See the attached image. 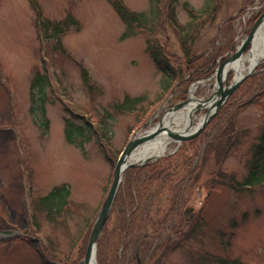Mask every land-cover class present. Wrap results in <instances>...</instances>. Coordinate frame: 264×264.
I'll list each match as a JSON object with an SVG mask.
<instances>
[{
  "label": "rangeland",
  "instance_id": "374dc122",
  "mask_svg": "<svg viewBox=\"0 0 264 264\" xmlns=\"http://www.w3.org/2000/svg\"><path fill=\"white\" fill-rule=\"evenodd\" d=\"M35 2L0 0V264H83L129 141L187 102L192 89L197 101L211 96L218 67L264 14V0H123L146 19L144 29L125 38L126 25L105 0ZM69 15L77 25L58 41L47 39L42 24ZM149 47L169 56L179 71L174 84L167 85ZM38 73L49 80L43 109L31 95ZM234 80L232 72L223 86ZM126 97L140 99L135 110H118ZM206 114L196 113V122ZM67 121L102 128L105 138L83 149L71 145ZM263 131L264 61L199 137L179 148L171 143L163 158L147 164L163 166L138 176L140 213L127 231L125 264H264V185L239 188ZM61 186L70 196L59 219H34L31 201ZM128 200L118 192L97 264H115L120 255Z\"/></svg>",
  "mask_w": 264,
  "mask_h": 264
},
{
  "label": "trees",
  "instance_id": "16d2710c",
  "mask_svg": "<svg viewBox=\"0 0 264 264\" xmlns=\"http://www.w3.org/2000/svg\"><path fill=\"white\" fill-rule=\"evenodd\" d=\"M31 3L36 7L35 0H30ZM107 1L112 8L115 10L121 21L126 25L127 32L124 34V38L127 36L134 35V29L139 27L144 29L146 27V19H144V15L140 13H135L130 11L123 3V0H105ZM211 1V0H209ZM170 12L168 13L169 21L172 26L177 25L175 8L170 5ZM167 8V9H168ZM209 6L203 9L201 16H204L208 10ZM192 14V13H191ZM148 22V21H147ZM77 22L70 15L67 16L63 21L58 23H47L44 26V23L41 26L43 32H45L47 39L57 40L64 36L70 28L75 27ZM134 33V34H133ZM152 47H149V52L153 58V61L157 68L165 75L166 83L174 84L179 79V71H176L172 66L169 56L160 50L152 51ZM200 60V59H199ZM214 61V60H213ZM211 61L207 67L208 72L205 74L206 77L212 74L211 65L213 63ZM49 87V80L47 75H42L38 73L32 81L31 85V95L32 98L35 99L38 96V101L40 103L41 109L44 107V99L46 97V90ZM171 88L168 87V91ZM36 102V101H35ZM140 99H130L126 97L121 105H119V111H133L135 108L134 105L138 104ZM135 110V109H134ZM44 127H48V122L44 125ZM104 129H97L96 126L84 122L83 125H77L75 123H71L67 121V127L65 130V139L67 143L71 145H76L80 148H84L85 144H87L92 138H96L97 142H101L103 138H105ZM174 157L168 158L166 161H171ZM163 162L156 163L155 165H146L142 168H135L130 170L125 176V182L121 186L119 194L120 198L124 199V197H128V204L126 205V209L129 208L128 211L124 213V220L122 221V242L120 241L119 247L117 246V251H120V255L118 257V253L116 254L115 264H125V253L128 250V242L127 238L129 234L128 230L131 229V226L134 225L131 221H135L140 213L139 204L136 201V197L134 196L133 185L137 182L136 179L138 176L148 170L152 172L155 167L163 166ZM232 184V183H231ZM264 185V131L262 136L258 140V144L253 147V160L249 163V174L245 178V181L241 183L239 188L249 189L256 186ZM70 196L69 188L67 186H61L53 189L51 193L47 196L42 197L41 199L31 201V212L33 214L34 219L39 215L46 214L47 218L51 222H55L62 215L64 209L68 206V199ZM177 204V205H176ZM174 206V210L172 212L177 211V206H179V202H177ZM163 223V222H162ZM160 223L162 226L163 224ZM159 246V245H158ZM101 248V243L99 245V250ZM158 249V247H157ZM101 257L102 255L99 254ZM221 264H241L239 262H224L220 261ZM138 263V259L137 262Z\"/></svg>",
  "mask_w": 264,
  "mask_h": 264
},
{
  "label": "water",
  "instance_id": "95a60500",
  "mask_svg": "<svg viewBox=\"0 0 264 264\" xmlns=\"http://www.w3.org/2000/svg\"><path fill=\"white\" fill-rule=\"evenodd\" d=\"M264 22V14L260 17V19L256 22L253 26L252 30L250 31L249 35L246 39L242 42L241 46L237 49L235 55H233L230 59L225 61L222 65L218 67L216 73V85L214 86L213 92L211 96L207 100L197 101L194 98H190L187 102L182 104L176 105L173 109L166 112L160 119L159 123L156 125L155 128L149 129L151 122L147 123L142 127V129L146 130L143 133H136L133 138L129 141L128 145L126 146L125 150L122 152L116 166L114 172V180L111 186V189L108 193V196L99 212V215L95 221L88 246L86 251V256L83 261V264H97V250H98V243L102 234L103 229L105 228L110 216L111 212L117 198L119 189L123 183L124 177L126 173L134 168L144 167L145 165L156 162L159 159L163 158L164 155L157 156V157H150L144 160L141 163H132L130 159L132 158L135 153L141 149L146 144L152 142L155 139L161 138L164 135H167L170 139L172 144H176L177 147L186 141L196 139L200 136L203 130L213 121L217 113L222 109V107L228 102L231 96L241 87V85L252 75L255 74L259 65H257L251 72L244 75L239 80H234L232 84H227L225 87L223 83L226 82L227 77H223L225 68L231 64L238 62L244 56L247 49L252 46L254 41L255 35L257 34L258 30L261 28V25ZM194 101V102H193ZM192 103L197 104L196 109L193 111V114L190 117L195 118L196 113L199 112H206L207 114L203 118V121L200 127L191 133L185 134L178 133L176 131H172L167 126H165V119L168 115H175L182 110L188 108ZM187 133V134H186Z\"/></svg>",
  "mask_w": 264,
  "mask_h": 264
},
{
  "label": "bare ground",
  "instance_id": "6f19581e",
  "mask_svg": "<svg viewBox=\"0 0 264 264\" xmlns=\"http://www.w3.org/2000/svg\"><path fill=\"white\" fill-rule=\"evenodd\" d=\"M264 61V22L261 25V28L258 30L255 35L254 41L251 46V50L248 55L243 56L241 60L235 63L229 64L224 71L223 77H227L230 73H234L235 79L239 80L244 75L251 72L257 65ZM195 89L191 91V97ZM194 102V101H193ZM197 104L192 103L185 110L171 116L168 115L165 119V126H167L172 131L178 133H184L187 130V133L195 132L201 125L203 118L196 122V119L190 117L193 114V111L196 109ZM186 133V134H187ZM171 139L164 135L161 138L155 139L152 142L146 144L141 149H139L135 155L132 156L130 162L132 163H141L144 160L150 157H157L166 154L169 151V146L171 144ZM95 264V263H93Z\"/></svg>",
  "mask_w": 264,
  "mask_h": 264
}]
</instances>
